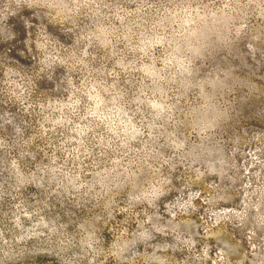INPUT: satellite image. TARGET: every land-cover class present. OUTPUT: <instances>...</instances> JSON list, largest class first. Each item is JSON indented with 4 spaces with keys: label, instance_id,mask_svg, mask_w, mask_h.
<instances>
[{
    "label": "rangeland",
    "instance_id": "1",
    "mask_svg": "<svg viewBox=\"0 0 264 264\" xmlns=\"http://www.w3.org/2000/svg\"><path fill=\"white\" fill-rule=\"evenodd\" d=\"M0 264H264V0H0Z\"/></svg>",
    "mask_w": 264,
    "mask_h": 264
}]
</instances>
